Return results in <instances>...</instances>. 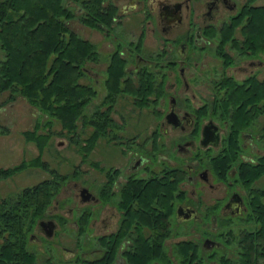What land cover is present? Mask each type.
Returning <instances> with one entry per match:
<instances>
[{"label": "flooded vegetation", "instance_id": "obj_1", "mask_svg": "<svg viewBox=\"0 0 264 264\" xmlns=\"http://www.w3.org/2000/svg\"><path fill=\"white\" fill-rule=\"evenodd\" d=\"M263 1L104 0V10L115 16L110 25L92 29L119 40L105 83L117 59L132 82L138 84L142 72L151 76L148 107L157 119L149 137L152 153L133 156L124 169L101 168L102 182L74 183L72 200L86 205L80 214L70 195L62 203L59 180L53 186L36 178L20 191H2L14 167H0V264H174L168 241L178 225L192 224L204 233L178 243L216 254L231 243L229 237L238 238L239 260L224 261L250 263L242 246L264 226V46H247L243 29ZM148 34L162 41L149 52L143 46ZM129 36L136 41H127ZM193 87L198 94L182 99L181 91L189 94ZM168 135H176L171 144L161 141ZM158 187L166 190V200L157 191L147 203L141 190ZM84 234L86 248L80 243ZM67 235L72 247L61 245Z\"/></svg>", "mask_w": 264, "mask_h": 264}, {"label": "trees", "instance_id": "obj_2", "mask_svg": "<svg viewBox=\"0 0 264 264\" xmlns=\"http://www.w3.org/2000/svg\"><path fill=\"white\" fill-rule=\"evenodd\" d=\"M73 1L81 4L82 19L89 25H110L115 16L114 11L104 10V0ZM72 17L74 12L67 8L65 0H0V48L4 53V59L0 62V90L19 92L46 113L58 118L67 133L89 156L100 138L112 140L108 130L118 125L112 116L118 95L126 91L134 96L138 106L148 107L151 104L148 96L153 92L154 84L151 76L144 72L138 84L132 82L126 77L125 66L117 59L108 70L105 83L108 93L103 102L91 115L84 114V108L93 101L98 91L93 84L79 83V79L89 73V68L85 69L84 64L98 61L100 54L92 41L70 29L66 21ZM243 32L247 46L252 45L256 51L264 46V7L254 8ZM81 119L84 127H93V132L83 145L78 137V122ZM26 134L29 140L38 144L40 151L45 148L49 134ZM39 156L34 162L22 163L9 172L31 164L40 165L42 161ZM47 184L55 186V180H48ZM157 191L158 196L165 199L162 192L166 190L162 187L143 188L140 193L149 203V198ZM41 201L46 206L50 198L46 196ZM247 243L242 250L250 263L244 264H260L258 257L264 259V226L251 239H247ZM163 246L160 240L157 250L159 258L164 254ZM197 254L198 250L191 243L180 242L176 245V256L184 263L189 261L192 264ZM222 262L232 264L226 260Z\"/></svg>", "mask_w": 264, "mask_h": 264}, {"label": "rangeland", "instance_id": "obj_3", "mask_svg": "<svg viewBox=\"0 0 264 264\" xmlns=\"http://www.w3.org/2000/svg\"><path fill=\"white\" fill-rule=\"evenodd\" d=\"M261 1L262 0H260V2ZM65 2L67 8L74 12V17L66 21L70 29L80 37L92 41L100 53L99 63L94 65L87 62L84 64L85 69L89 68L90 74L87 73L79 79V83L93 84L98 91L97 96L89 105H86L83 110L84 114L91 115V113L99 108L108 93L105 84V79L107 78L106 68L110 55L112 51L117 48L119 40H115L107 35L103 29L98 28L95 30L92 29V25L85 23L82 19L83 15L81 13L80 3L74 2L73 0H65ZM236 30L239 32V29ZM118 31L122 33L120 29H118ZM130 39L136 41L137 36L127 37V41ZM157 42L162 44V41H157L152 34H148L147 37L143 39V46H145L147 52H149L152 47L158 46L156 45L158 44ZM124 44L127 45L126 42ZM121 48L124 49L125 46H121ZM3 59L4 53L0 48V62ZM190 75L193 79V71L190 72ZM192 92L198 94V87L191 88L189 94H186L182 90V99H185L184 97L186 95H191ZM198 103L199 99L197 97L195 105L197 106ZM112 116L118 124L113 128L114 130L112 129L113 131L109 133V137L112 140H109L108 137L100 138L95 148L88 156L86 150L82 149L81 145H78L74 141L72 135L67 133V130L63 127L58 118L46 113L40 106L31 102L26 96L19 92L0 90V167L16 168L21 165L23 161L29 164L34 162L39 155L42 161L40 164L42 165L41 168L36 167L38 165L31 164L13 171L14 174H12V176L2 181V191H20L25 185H32L36 181V178L59 180L61 184L59 185L58 191L62 189V203H65L67 195H70L69 200H72V197L78 192L77 189H75L74 183L78 182L79 185L87 186L88 183L94 179L98 182H102L104 172L100 171L101 168L106 170L110 166H113L116 168L123 167L124 169L125 166L131 162L133 156L137 159L141 154L152 153V137H149L154 130L157 119L150 107L138 106L135 103L134 96L124 91L116 98ZM82 123V119L79 120L78 137L82 140L81 144L83 145L85 139L93 132V127L90 125H85L84 127ZM27 132L35 133L37 136L40 134H49L45 148L40 151L38 144L28 139ZM175 136L176 135H168L167 138L164 137L161 141L163 142L167 139V144H171V137ZM114 137L117 141L116 143L113 142ZM132 139L136 140V143L130 144ZM174 143V147L177 148V138H174ZM137 151L138 154H136ZM175 155L177 156V152ZM152 159L156 160L157 158H150L151 161ZM159 168L160 167H158L157 170ZM128 172L129 171L126 173ZM55 200L56 199L51 201V203L53 204ZM72 201L73 205H75L73 206L75 207L74 212L76 209L77 214H80L82 210L86 208V205H83L79 199ZM70 219V221L74 220L73 217ZM196 225L197 224L189 225V229L185 225H178L174 230V240L168 241L167 245L168 251L172 249L174 264H179L180 260L176 256V244L178 241L188 238L195 239L198 233H204L200 228L196 227ZM65 229L70 234L73 233L71 229ZM73 229H77L75 224ZM238 235L239 232H236L237 237ZM57 238L55 237L52 242H58ZM64 238H62L63 242L61 245L72 247L74 239L69 235ZM81 240L80 243L86 248L87 241L85 234ZM228 240L231 243H229L222 252L219 251L216 254H200L198 250L196 257L198 262L194 260L195 262H192V264H223L222 260L227 258L233 261L239 260L238 255L241 248L238 246V238L234 241L229 237ZM238 264H240V262Z\"/></svg>", "mask_w": 264, "mask_h": 264}, {"label": "water", "instance_id": "obj_4", "mask_svg": "<svg viewBox=\"0 0 264 264\" xmlns=\"http://www.w3.org/2000/svg\"><path fill=\"white\" fill-rule=\"evenodd\" d=\"M87 191H88V190H87L86 188H84L83 193H84V192H87ZM48 223H52V222H48Z\"/></svg>", "mask_w": 264, "mask_h": 264}]
</instances>
